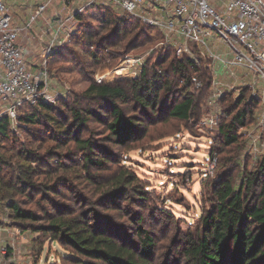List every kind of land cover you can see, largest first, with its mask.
Instances as JSON below:
<instances>
[{
	"label": "trees",
	"instance_id": "trees-1",
	"mask_svg": "<svg viewBox=\"0 0 264 264\" xmlns=\"http://www.w3.org/2000/svg\"><path fill=\"white\" fill-rule=\"evenodd\" d=\"M91 8H99L100 22L110 25L108 33L95 35L91 26L81 22V16L87 10L76 14L77 30L85 35L82 44L90 47L91 55L111 39H120L122 35L124 38L128 36V40L132 39V44L138 41L139 36L150 35V31L160 39L158 31L135 17L106 6L95 5ZM137 26L136 32L133 28ZM62 45L55 44L49 50L47 69L50 76L49 62L52 56L74 60L66 54L67 48ZM152 57H155V62H160V67L150 68L148 60L133 78L113 83L90 81L79 95H72L71 100L59 94L52 102L24 101L16 107V126L30 134L34 132L32 126L38 129L45 127V130H41L46 131L53 141L44 152L27 148L21 150L20 155L24 157L22 162L11 168L18 185L16 190L25 193L27 199H30L32 192H37L49 207L41 206V201L36 199L34 203L41 207L35 210L15 199L9 191V196L0 202V211L7 209L6 216L21 229L46 234L68 247L76 264H150L154 240L141 224L142 216L134 221L136 238L128 244L110 230L102 229L100 223L91 221L85 213H68L63 203L50 196V193H59V182L66 183L62 181L63 177L58 175L53 182H42L33 177L41 173L40 166L46 159L59 156L63 159L73 150L79 151L82 167L101 168L106 165L107 149L101 141L97 142L90 136V121L103 125L107 131V141L118 145L139 137L146 128L143 124L145 117L162 109L167 117L198 126L209 89L207 61L203 60L195 66L190 59L178 57L172 49L162 46L156 47ZM192 75H196L200 81L196 89L191 83ZM257 103L258 100L245 89L238 96L226 94L219 100L220 113L212 138L215 142L209 150L211 155L216 156V162L219 156L216 140L224 146H234L238 154L245 147L247 137L240 129L254 121ZM124 104L128 106L124 107ZM11 129L8 118L1 116L0 139L9 137ZM84 131L87 135L81 136ZM70 143L73 145L71 148ZM60 146L67 147L65 152H58ZM1 157L0 172L5 168L10 172L11 169L8 170ZM110 181L116 186L110 191V196L118 195L119 187L126 182L137 199L145 200L142 195L146 190H140L133 183L138 181L135 175L121 172ZM2 184L0 179V187ZM212 185V206L200 215L198 232L183 236L182 255L185 261L189 264H264V155L259 157L252 169L242 171L236 184L230 174H225ZM4 189H7L5 184Z\"/></svg>",
	"mask_w": 264,
	"mask_h": 264
},
{
	"label": "rangeland",
	"instance_id": "rangeland-1",
	"mask_svg": "<svg viewBox=\"0 0 264 264\" xmlns=\"http://www.w3.org/2000/svg\"><path fill=\"white\" fill-rule=\"evenodd\" d=\"M41 1L44 0H10L13 3V18L18 24L28 21ZM55 4L53 9L37 17L31 27L30 33L36 39L42 40L43 48L48 36L39 34L41 29L46 28L47 22L49 25L54 24L56 13L65 11V6L60 2ZM100 14L99 8H89L81 16V22L91 26L90 29L95 35L110 31V25L100 22ZM138 28L134 27L133 30L137 32ZM72 29L67 39L59 44L67 48L66 54L74 60L54 55L49 62L52 74L49 79L53 92L68 96V100H71L72 95H79L90 81L113 83L133 78L127 77L132 73L124 72L126 74L122 75L114 71L127 56H141L143 64L149 60L150 68L160 67V62H155V57H152L158 41L157 35L152 31L150 35L139 36L138 41L133 44L132 39L128 40V36L113 38L97 49L96 54L91 55L90 47L82 44L85 35L77 30L78 25ZM138 70L139 68L134 72ZM258 107L259 103L254 109L255 116ZM143 121L145 131L123 145L107 141L106 128L98 122L90 121V136L97 142L101 141L107 149L106 165L101 168L82 167L79 151L73 150L63 159H60V156L46 159L40 166L41 173L33 179L53 182L56 176H62V181L66 183L59 182V193H50V196L63 203L64 210L68 213H85L91 221L100 223L102 229L110 230L128 244L136 238L134 221L138 216H142L141 224L154 240L150 264H189L182 255L183 236L198 232L200 215L212 206L213 182L222 175L230 174L236 184L240 181L242 171L252 169L259 157L264 155V150L249 152L245 144L238 154L234 146H224L216 140L219 150L216 162V156L211 155L209 151L211 144L215 142L212 138L216 128L213 129V134L206 128L199 130L190 122L181 123L167 117L164 109L149 113ZM249 126L248 130H251ZM31 129L34 132L30 134L17 125L11 129L9 137L0 139L1 161L6 162L4 165L8 166V170L16 163L22 162V149L44 152L45 148L53 143L50 135L44 131L45 127H41L44 129L41 130L32 126ZM244 129L243 127L240 130ZM243 134L247 137L246 132ZM85 135L87 132L81 133V136ZM72 146L70 143L69 148ZM66 148L60 146L57 150L61 153L65 152ZM94 150L99 152L98 149ZM11 171L7 172L5 168L0 172L3 182L0 187V202L9 196L11 191L15 199L22 204L25 202L35 210H39L41 206L49 207L37 192H32L30 199H27L25 193H19L16 190L18 185L14 171ZM121 172L133 174L138 178V181L133 183L140 190H146L145 195H142L145 200L137 199L126 182L119 187L118 195H109L110 191L116 188L110 180ZM4 184L7 189H4ZM36 199L41 201V206L34 203ZM6 212L7 209L4 208L0 211L1 225L18 231L12 238L5 236V242L12 239L18 248L16 264H76L68 247L52 240L46 234L21 229L6 216Z\"/></svg>",
	"mask_w": 264,
	"mask_h": 264
},
{
	"label": "built area",
	"instance_id": "built-area-1",
	"mask_svg": "<svg viewBox=\"0 0 264 264\" xmlns=\"http://www.w3.org/2000/svg\"><path fill=\"white\" fill-rule=\"evenodd\" d=\"M56 2L65 6V11L56 13L54 24L47 22L41 31L48 38L38 54L37 69L31 71L18 37ZM95 5L112 8L154 28L160 34L155 47H168L195 66L207 61L209 89L199 130L214 133L219 100L224 95L238 96L245 89L255 97L259 107L251 130L244 129L246 147L253 153L264 150V0H44L22 24L14 21L12 8L0 0V117L6 116L11 128L17 124L16 107L22 102H52L60 94L53 92L50 84L48 52L72 33L76 14ZM142 64L141 56H127L114 71L134 77L138 72L134 70ZM191 83L195 89L200 86L196 75L191 76ZM3 233L12 238L18 231L0 225V264L16 263L18 248L12 239L5 242Z\"/></svg>",
	"mask_w": 264,
	"mask_h": 264
},
{
	"label": "crops",
	"instance_id": "crops-1",
	"mask_svg": "<svg viewBox=\"0 0 264 264\" xmlns=\"http://www.w3.org/2000/svg\"><path fill=\"white\" fill-rule=\"evenodd\" d=\"M5 1L10 7H11V5H13V3L10 2V0H5ZM55 5L56 4H54L51 8H49L48 11L53 9L55 7ZM12 11H13V8H12ZM14 21L17 22L15 19H14ZM31 30H32V28L30 30H28L27 32L20 34L18 37V42L22 46L23 54H24L25 60L27 62L28 68L31 71H34L37 69V66H38V62H39L38 54H39L41 47H42V40L36 39L35 36L32 33H30ZM41 31H42V29H41ZM41 31H40V33H41ZM0 225H1V223H0ZM3 236H4V238L7 237L6 234H4V233H3Z\"/></svg>",
	"mask_w": 264,
	"mask_h": 264
}]
</instances>
